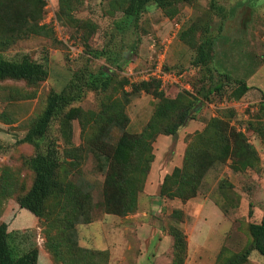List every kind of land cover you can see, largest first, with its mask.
Returning a JSON list of instances; mask_svg holds the SVG:
<instances>
[{"label":"trees","instance_id":"trees-1","mask_svg":"<svg viewBox=\"0 0 264 264\" xmlns=\"http://www.w3.org/2000/svg\"><path fill=\"white\" fill-rule=\"evenodd\" d=\"M82 2L57 0V20L60 24L69 23L76 28L83 52L89 56V60L104 58L106 49L99 51L89 44L97 25L74 16ZM104 2L106 15L122 16L118 21V18L114 19L116 27L121 28L124 21L137 28L140 17L150 3L167 19L179 22L181 7L193 4L194 0ZM44 6L45 0H0V81H19L34 86L47 78L48 70L43 63L27 55L9 60L1 54L30 35L51 32L49 25H40ZM218 10L220 12V8ZM176 36L193 51L188 77L196 71L204 72L203 84L199 88L195 87L193 79L189 81L186 77L195 90L194 94L179 88L177 94L169 98L154 79L132 84L127 94L123 88L128 81L124 77L119 78L122 65L114 58L107 62L110 66L108 69L100 68L94 72L86 67L74 72L59 92L51 91L47 95L45 106L29 122L24 137L17 141L18 144L25 143L34 148L33 155L23 163L33 173L30 186L27 188L19 174L10 167L0 169V213L9 199L13 198L16 206L10 208V220L0 222V264H40L41 252L36 246L20 254L12 246L16 234L40 222L45 225V248L55 263L101 264L96 258L106 257V252L84 249L76 240L75 227L91 222L89 185L81 178L76 181L71 179L80 173L79 166L86 154L91 153L102 161L104 213L126 216L136 210L138 195L144 188L154 160L152 149L156 138L159 135L176 136L188 121L196 118V104L211 101L210 95L219 98L226 95V101L230 102L238 101L246 94L249 86L244 80L220 73L213 66L215 37L207 22L203 23L197 18L185 27L181 25ZM165 69L170 70L166 64ZM88 92L100 96L97 110L74 106ZM141 92L151 96L156 103L143 129L139 133H132L127 129L129 117L125 107L130 95ZM16 98L30 96L19 95ZM234 115L231 108L223 109L217 116L209 118L201 131L190 137L182 165L164 177L158 188V196L182 202L196 197L208 171L227 160H230V168L234 172L259 170L260 159L255 147L248 143L245 132L230 124ZM261 117L264 118V101L259 104L252 119L245 123V130L251 129L256 136L264 139ZM75 120L82 141L77 146L72 143V123ZM3 147L0 141V149ZM228 209L223 208L222 212L226 213ZM181 215L180 210L173 211L175 218L180 219ZM246 229L249 244L242 251L230 255L221 248L215 264H249L248 257L253 251L264 256V213L259 223H249ZM170 231L175 236L173 264H183L186 237L182 231L177 235V229Z\"/></svg>","mask_w":264,"mask_h":264},{"label":"rangeland","instance_id":"rangeland-1","mask_svg":"<svg viewBox=\"0 0 264 264\" xmlns=\"http://www.w3.org/2000/svg\"><path fill=\"white\" fill-rule=\"evenodd\" d=\"M48 1L57 13V0ZM105 7L104 0H83L74 12V16L79 19L90 20L97 25L89 44L99 51L106 49L104 58L89 60V56L83 52L76 28L69 23L60 24L59 21L57 29L51 27V32L30 35L1 52L3 57L9 60H17L27 55L32 60L43 63L48 70L47 78L34 86L19 81H0V141L5 146L0 149V169L10 167L19 174L27 188L31 184L33 173L23 163L33 155L34 148L29 144H18L17 141L24 137L29 122L45 106L47 95L51 91L59 92L74 72L86 67L94 72L100 68L108 69L110 66L107 62L115 58L122 65L119 78L124 77L129 81V72L134 73L151 67L164 52L166 45L164 62L170 71L185 72L187 75L193 51L182 44L178 36L172 37L176 20L167 19L150 3L140 17L137 28L124 21L122 27L118 28L113 21L117 18L116 21L120 20L122 16L106 15ZM197 18L203 23H208L212 36L214 35L215 41L217 40L224 50L223 65L217 62L221 57H217L213 59L215 68L218 65L231 68V47L239 49L241 45V42H237L229 47L231 33L246 26L253 30L243 34V37L250 36L249 42L257 56L256 60H252L258 64L264 63V0H194L193 4L181 7L179 22L184 27ZM221 32L223 34L219 36ZM247 55L249 57V52ZM262 69L263 71L258 73L259 77L264 74V66ZM203 73L196 71L194 75H187V79H193L195 87L199 88L203 84ZM215 77L218 78L217 75ZM131 85L128 82L123 91L129 94ZM178 89L168 86L163 91L165 96L173 98ZM262 89L264 93V87ZM13 91H16L15 94ZM19 95L30 98H16ZM225 96L219 98L210 95L211 101L197 103L194 111L196 118L200 111L205 112L200 114L199 120L206 124L212 112L219 114L223 110L216 106L226 101ZM99 98L96 93L88 92L84 99L74 106L84 110H97ZM129 99L125 107L129 117L127 129L132 133H139L149 120L156 101L143 92L130 95ZM209 104L214 106L209 107ZM251 114L255 115L256 112ZM196 118L194 120H197ZM194 133L185 136L182 146V140H178L177 134L174 137L159 135L152 149L153 161L158 169L164 164L173 166L174 157L177 155L181 158V164L177 166L179 168L186 146ZM245 137L258 152V171L234 172L230 168V160H227L208 171L196 197L185 202L161 198L158 196V190L154 192L153 186L144 187L138 195L136 210L126 216L104 213L101 194L104 180L102 161L91 153L86 154L79 166L80 173L71 177L73 181L81 178L89 185L92 201L91 222L75 227L78 245L84 249L106 252V257L96 258L101 264H173L175 236L170 230L174 228L178 231L177 235L182 231L186 237V258L183 264H215L221 248L229 255L242 251L250 242L247 225L252 222L259 223L264 213V139L253 137L247 130ZM72 143L75 146L82 143L76 120L72 123ZM195 200L197 205L193 203ZM5 202L0 213V222L3 219L10 220V208L16 207L13 198ZM201 203L207 204L206 208L201 209ZM212 205L219 206L222 211L223 208L230 207L226 213L223 212V221H219L217 214L208 209ZM175 210L181 211L180 219L173 216ZM44 229V223L40 222L35 227L23 230L15 235L12 246L17 254L36 246L41 252L40 264H57L45 248ZM221 236L225 238L215 257L211 248L218 244ZM248 261L249 264H264V256L253 251Z\"/></svg>","mask_w":264,"mask_h":264},{"label":"crops","instance_id":"crops-1","mask_svg":"<svg viewBox=\"0 0 264 264\" xmlns=\"http://www.w3.org/2000/svg\"><path fill=\"white\" fill-rule=\"evenodd\" d=\"M249 31L253 32V30L248 29L247 26L244 29L238 28V31H234V30L232 31L231 33L232 36H230L231 38L229 39L231 40L229 41V47H230V44H234L237 42H241V45L239 49H235L231 47L232 49L231 68H225L219 65L218 67H216L217 71H223L222 73L230 74L235 79L244 80L246 84L249 86V90L240 100L230 101V102L223 101L219 105L216 106V108L218 109L231 108L232 110H234L235 115L232 118L230 124L235 126L237 129L243 132L246 131L244 128L245 123L249 121V119H252L253 117V115L252 114L250 115V113H254V112L257 113L259 104L264 101V93L262 89L264 87V84H263L264 74L261 75V77L258 76V73L263 71L262 66H264V63L258 64V62L255 61L257 56L255 55V53H253V48L251 47V43L249 42L250 36L249 38L248 36L243 37ZM221 34L223 33L221 32L219 36H221ZM214 42H215V46H214L213 59L215 60L217 57H221V59L218 58L217 62L223 65L222 60H224V55H223L224 50L222 49V45H220L217 40L215 41L214 39ZM248 52H249V57L247 55ZM251 52L252 54L250 55ZM254 58L255 60H252ZM213 66L215 67L214 63H213ZM232 66H234L235 68L233 69ZM227 71H230V73ZM213 106L209 104V107H213ZM200 114L201 115L205 114V112L203 113L200 111ZM200 114L196 118L197 120L188 121L187 124L177 133L178 140L180 139L182 140L181 146L184 145L183 139L185 138L187 134L201 131L205 127V123L199 120ZM217 115L218 113L212 112L209 118L215 117ZM260 121L264 122V118L261 117ZM238 122H241V123H238ZM247 133L251 134L253 137L256 136V134L251 129L247 130ZM178 146H179V143H178ZM174 161L175 163L172 164L173 166H170V164L169 166L168 164H164L159 169L157 165H155V162L153 161L151 164L149 173L147 175V179H146L144 187L146 188L147 186H153L154 192H156L159 188V185L163 182L164 177L166 175L171 174L173 169L181 164V158L179 157V155L174 157ZM193 203L194 205L198 204L196 200L193 201ZM206 205L207 204L201 203L200 208L204 209L206 208ZM208 209L217 214V218L219 221H223L225 219L224 213L222 212L219 206L217 207L215 205H212V207H209ZM224 238L225 236L223 237L221 236V238L217 242L218 244L215 247L211 248V250L213 251V253L211 251L213 256L216 257L218 251L220 250L222 246Z\"/></svg>","mask_w":264,"mask_h":264},{"label":"built area","instance_id":"built-area-1","mask_svg":"<svg viewBox=\"0 0 264 264\" xmlns=\"http://www.w3.org/2000/svg\"><path fill=\"white\" fill-rule=\"evenodd\" d=\"M44 10V16L40 21V25H49L54 29L58 28L57 24V17L55 10L53 7H51V3H49L48 0H45V6L43 8ZM180 22L176 21L174 23V32L172 37L174 38L178 31L181 28ZM167 46H164V52L161 53L154 64L149 67L146 70L138 71V72H129L127 75L128 77V82L130 84L138 83L141 81H150L152 79L157 80L160 83V88L162 90H165L168 86L176 87V88H181L188 93H195L194 88L187 82L186 80V73L185 72H175V71H170L165 69V55H166V48Z\"/></svg>","mask_w":264,"mask_h":264}]
</instances>
